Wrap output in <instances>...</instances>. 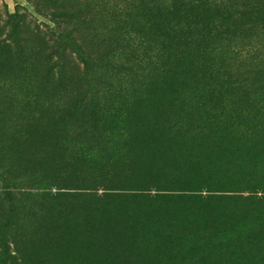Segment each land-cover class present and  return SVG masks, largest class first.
<instances>
[{
    "label": "trees",
    "instance_id": "16d2710c",
    "mask_svg": "<svg viewBox=\"0 0 264 264\" xmlns=\"http://www.w3.org/2000/svg\"><path fill=\"white\" fill-rule=\"evenodd\" d=\"M136 2L107 0L110 40L121 43L124 55L115 62L112 52L103 61L88 53L93 63L106 65L103 81L114 67L127 68L133 79L117 87L113 102L102 101L98 93L78 92L71 115L61 110L55 135L60 133L62 161L66 143L72 145L71 169L41 168L37 176L28 172L39 182L26 188L42 203L29 209L37 224L24 217L0 226V264H59L57 254L66 241L80 258L81 246L98 249L135 228L160 250L187 236L179 222L170 217L157 221L156 208L144 205L161 192L180 189L175 178L147 180L149 157L158 150L190 163L210 159L212 169L224 177L187 192L257 204L244 222L245 235L234 228L217 231L208 236L212 245L204 252L217 247L211 253L219 255L243 237L264 240V0L225 7L218 0H171L165 24H152ZM77 10L64 8L52 17L65 23ZM146 28L151 38L138 42ZM70 116L68 132L61 124ZM51 171L55 192L47 183ZM7 175L15 186L24 183L17 172Z\"/></svg>",
    "mask_w": 264,
    "mask_h": 264
},
{
    "label": "rangeland",
    "instance_id": "374dc122",
    "mask_svg": "<svg viewBox=\"0 0 264 264\" xmlns=\"http://www.w3.org/2000/svg\"><path fill=\"white\" fill-rule=\"evenodd\" d=\"M136 1L145 9V17L152 24L159 20L160 24H165V10L171 0ZM249 3L250 0H218V5L224 7L230 4L248 6ZM106 5L107 0H0V226L24 217L32 225L37 224L29 209L33 203L37 209L42 203L26 188L39 182L37 177H29L28 172L37 176L41 168L71 169L72 145L66 143L67 151L62 154V161L58 151L61 146L57 144L60 133L55 135L61 110L67 109L66 116L71 115L78 92L98 93L102 101L113 102L117 87L133 79V73L127 72V68L114 67L108 70V81H103L100 77L105 74L106 65L93 63L89 58L88 53L103 61L112 52V58L117 62L118 56L122 57L126 52L121 43L119 46L110 40L108 9L111 5ZM64 8L78 9V12L65 19V23H59L58 18L52 16ZM147 28L142 32L145 38L138 37V42L151 38ZM74 41L82 46L77 48ZM57 44H60L58 49L49 47ZM71 124L70 116L61 125L70 132ZM143 139H149L151 145L156 144L152 136ZM157 152L149 157L147 180L157 183L171 182L175 178L180 189L161 192L155 202L149 200L145 204L146 200H143L139 203L146 207L153 205L157 221L172 218L179 222L187 236L160 250L150 242V236L140 234L139 228L130 229L129 234L127 231L116 234L98 249L86 251L81 246L80 258L71 251L72 245L68 250L66 241L57 252L61 255L59 264H108L112 260L116 264H264V240L246 241L243 237L219 255V252L211 253L217 247L203 251L210 243L212 245L208 236L217 231L234 228L245 235L244 222L257 209L256 202L228 199L213 192H187L197 190L200 184L208 186L219 182L224 177L219 170L212 169L210 159L190 163L173 153ZM166 170L173 174H167ZM16 172L24 181L18 186L7 175ZM54 177L55 173L51 171L47 181L53 192L57 188ZM219 245L223 249V243L219 242ZM199 250L203 251L202 256ZM194 259L197 261L193 262Z\"/></svg>",
    "mask_w": 264,
    "mask_h": 264
}]
</instances>
